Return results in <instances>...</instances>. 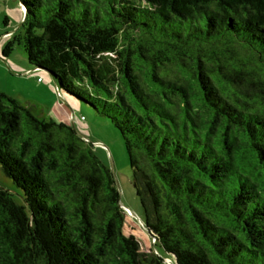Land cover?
I'll return each mask as SVG.
<instances>
[{
  "label": "trees",
  "instance_id": "obj_1",
  "mask_svg": "<svg viewBox=\"0 0 264 264\" xmlns=\"http://www.w3.org/2000/svg\"><path fill=\"white\" fill-rule=\"evenodd\" d=\"M28 63L119 131L153 249L74 127L0 92V264H264V0H17ZM80 103V104H79Z\"/></svg>",
  "mask_w": 264,
  "mask_h": 264
},
{
  "label": "rangeland",
  "instance_id": "obj_2",
  "mask_svg": "<svg viewBox=\"0 0 264 264\" xmlns=\"http://www.w3.org/2000/svg\"><path fill=\"white\" fill-rule=\"evenodd\" d=\"M23 12L17 0H0V92L39 119H52L70 125L92 144L97 158L113 173L124 207V233L131 235L140 252L153 249L143 228L144 215L131 184V170L119 131L107 118L84 103L74 106L57 92L52 80L28 63L22 43L15 42L2 57L5 45L22 34ZM0 187L8 190L16 203L23 204L21 191L0 168Z\"/></svg>",
  "mask_w": 264,
  "mask_h": 264
},
{
  "label": "water",
  "instance_id": "obj_3",
  "mask_svg": "<svg viewBox=\"0 0 264 264\" xmlns=\"http://www.w3.org/2000/svg\"><path fill=\"white\" fill-rule=\"evenodd\" d=\"M19 3V5H20V7H21V9H22V12H23V17H22V21H23V18H24V14H25V9H24V7H23V5L20 3V2H18ZM56 91H57V89H56ZM58 92V91H57ZM59 93V92H58ZM61 97L64 99V97L61 95ZM111 171V170H110ZM112 172V171H111ZM116 183V182H115ZM120 207H121V209L123 210L124 209V207L120 204ZM144 228V227H143ZM144 230H145V232L148 234V232H147V230L144 228ZM166 263L167 264H171V262L169 261V260H166Z\"/></svg>",
  "mask_w": 264,
  "mask_h": 264
},
{
  "label": "crops",
  "instance_id": "obj_4",
  "mask_svg": "<svg viewBox=\"0 0 264 264\" xmlns=\"http://www.w3.org/2000/svg\"><path fill=\"white\" fill-rule=\"evenodd\" d=\"M64 98L67 99V101H68L69 103L73 104L74 106H78V103L75 102L74 100L68 99V98H66V97H64ZM78 107H79V106H78Z\"/></svg>",
  "mask_w": 264,
  "mask_h": 264
}]
</instances>
